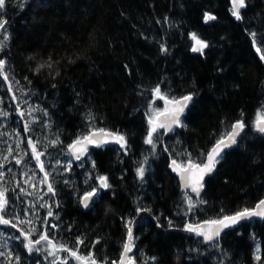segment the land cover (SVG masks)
<instances>
[{"label": "trees", "instance_id": "trees-1", "mask_svg": "<svg viewBox=\"0 0 264 264\" xmlns=\"http://www.w3.org/2000/svg\"><path fill=\"white\" fill-rule=\"evenodd\" d=\"M231 7V0H6L0 10L6 21L0 59L8 77L0 76V113H7L0 115V192L8 203L0 216L11 223L0 224V264H52L46 242L31 253L24 248L17 229L32 228L29 239L46 233L78 255L119 261L125 221L133 217L130 255L137 264H264V219L212 242L185 230L264 199V134L254 128L264 105V43L254 46L251 36L264 41V0H246L241 20ZM205 13L216 19L205 23ZM190 33L208 43L203 55L191 51ZM157 84L169 98L195 95L183 126L169 134L160 129L153 151L144 140ZM154 107L163 110L162 100ZM237 120L245 128L200 197L182 191L172 160L187 162L190 154L205 161ZM100 128L123 134L127 150L105 145L73 162L67 146ZM30 139L43 153L39 163ZM142 163L143 181L136 176ZM98 176H107L111 187L100 188ZM93 187L99 195L84 208L81 198ZM185 193L204 203L189 212ZM138 207L150 211L137 215ZM57 256L56 264H79L67 252Z\"/></svg>", "mask_w": 264, "mask_h": 264}, {"label": "snow or ice", "instance_id": "snow-or-ice-1", "mask_svg": "<svg viewBox=\"0 0 264 264\" xmlns=\"http://www.w3.org/2000/svg\"><path fill=\"white\" fill-rule=\"evenodd\" d=\"M232 7L230 9L231 14L235 17L236 20H241L243 17L241 15V9L246 7V0H231ZM6 6V0H0V10H3ZM216 17L210 15L208 13L204 14V21L207 23L208 21L215 20ZM6 25V21L0 18V29H4ZM190 39L193 41L191 51L192 52H199L203 55L204 49L207 48L209 45L206 41L200 39L196 33L189 34ZM253 37V44L254 46L259 43H264V41L257 40L256 34L251 33ZM8 37L5 36L4 39L6 40ZM162 51H167L166 48L161 46ZM257 52H260V48H256ZM261 59L264 60V55H261ZM5 60L0 59V76H3L5 80L8 79L7 75H5ZM43 67V66H41ZM11 91V88H9ZM153 100L149 102V113H148V124L149 128L144 140L145 144L151 145L153 151H155L156 141L159 139V130L163 129L164 133H169L173 131V127H181L183 126V121L181 119L182 115L184 114L185 110L189 107L190 104L194 102V95L195 94H188L184 95L179 99L175 97L169 98L165 93L161 91V87L159 84L155 86L152 90ZM15 99V97H13ZM156 100H163L165 103V107L163 110L154 107ZM171 106V107H169ZM261 109H264V105L261 106ZM258 109L256 112V118L254 121V128L255 131L264 134V111ZM0 115H7V113H0ZM243 115V113H241ZM245 128V123L243 120H237L235 123L231 125V131L227 132L226 134L222 135L219 140H217L216 144L211 148V150L206 154V160L204 161H194L189 154L187 162L178 163L177 160L173 159L171 162L170 167L174 172H176L180 178L182 187L185 189L190 188L191 192L195 193L197 197H200L201 190L204 187V178L206 175L211 174L216 165L219 163L220 159H222L223 150L225 148H229L232 145L237 144L238 137L241 135L242 131ZM25 131H28L27 124L25 125ZM109 142H115L120 145V148L127 150L128 141L123 134L118 132H111L104 128L96 129L90 131L88 134L78 136L71 144H69L68 150L71 156L75 160H81L82 157H85L86 153L88 152V146L93 145L95 147H102ZM29 145L33 148L34 158L39 163L40 156L43 155L41 152H37L33 141L29 140ZM52 144L58 143V139L51 141ZM167 151V149H165ZM147 162V157L145 158L144 163ZM17 164L20 163V160L16 161ZM59 164L60 162L57 161ZM68 167H71V162H69ZM93 167H95V163L93 162ZM41 170L43 171V166L41 165ZM145 167L143 163L141 166L137 167L136 169V176L141 181H143L145 176ZM2 176V173H0ZM99 187L102 189H108L111 185L108 183L107 176H98L96 177ZM43 182H47V175L45 176V180ZM48 191L53 192L52 186L48 185ZM99 195L98 189L93 187L91 191H88L84 194L81 198L82 205L87 208L89 206L90 201L93 200L94 197ZM185 202L188 206V211L191 212L195 209L196 203H204L202 200H197L196 203L193 202V199L185 193ZM8 201L4 198V193L0 192V212H4ZM43 206V205H41ZM150 211V209L146 208H137L136 213L139 215L141 212ZM48 216H53V212L49 210ZM261 217L264 218V199L260 200L254 209L251 208H244L235 212L232 215H224L217 219L206 220L203 222L202 225L197 224H186L185 230L188 232L195 233L197 236H202L203 240L206 242H212L215 238L220 236V233L223 229L235 227L240 222L250 219L251 217ZM20 223H24V221H19ZM11 222L7 219H4L3 216H0V224L8 225ZM31 223V221H29ZM45 223H47V219L45 218ZM134 224L135 218H130L125 221V228L127 230L126 235L127 239L122 244V251L119 257V261L112 260L110 264H137L136 259L130 253L133 252L134 248ZM172 222L169 221V225L171 226ZM208 226L207 231H205L204 226ZM13 228H16V224H11ZM52 227H57L56 225H52ZM157 227H162V225L157 224ZM20 231V235L27 240L23 246L29 252H33L36 249V245H40L41 242H46L48 245L47 255L53 257L52 264H56V260L60 259L57 256V252L64 251L67 252L71 257H74L79 264H105L103 260L97 261L94 255L89 252L87 256L78 255L77 251L71 250L67 245L60 244L57 246L53 243L49 236L46 233H41L38 239L32 240L29 239V236L32 233H35L37 230L32 228L29 233L25 234L22 230L17 229ZM19 239V237H16ZM84 241L77 237V244H83ZM99 243V241H94L93 246ZM257 253L259 252V248L256 249ZM5 253L0 252V256H4ZM8 259H11V253L8 254ZM19 256L16 257V260L19 261ZM256 260H260L261 257L259 255L255 256ZM61 264H64V261H61Z\"/></svg>", "mask_w": 264, "mask_h": 264}, {"label": "water", "instance_id": "water-1", "mask_svg": "<svg viewBox=\"0 0 264 264\" xmlns=\"http://www.w3.org/2000/svg\"><path fill=\"white\" fill-rule=\"evenodd\" d=\"M231 6H232V4H231ZM212 21V20H211ZM208 22H210V21H208ZM0 32H1V29H0ZM260 59H261V56L259 57ZM162 102H163V106L165 107V103H164V101L162 100ZM169 107H171V106H169ZM187 110V109H186ZM186 110H185V112H186ZM184 112V113H185ZM184 115V114H183ZM183 115H182V117H183ZM182 117H181V119H182ZM178 127H173V129H177ZM170 133V132H169ZM169 133H166V134H169ZM106 146H110V145H117V146H120L119 144H117V143H115V142H109V143H107V144H105ZM104 145V146H105ZM234 145H232L231 147H229V148H225L224 150H223V152L224 151H227V150H229V149H231L232 147H233ZM94 148H98V147H95V146H93V145H89L88 146V150L89 149H94ZM68 153H69V150H68ZM69 155H70V157H71V159H72V161L73 162H76L77 160H75L72 156H71V154L69 153ZM205 163L207 162V160L205 159V161H204ZM172 169V168H171ZM174 172V171H173ZM214 172V171H213ZM213 172L211 173V174H209V175H206L205 176V178H204V181H203V183L205 182V180L207 179V178H209L212 174H213ZM174 174H175V176L177 177V179H178V182H179V185H180V188H181V190L182 191H184V192H189L190 194H192L193 196H196V194L195 193H193V192H191V189L190 188H188V189H185V188H183L182 187V184H181V181H180V178H179V176H178V174L176 173V172H174ZM45 180V179H44ZM45 185H46V187L48 188V185H47V183H45ZM202 192H203V189L201 190V193H200V195L202 194ZM197 197V196H196ZM83 206V205H82ZM256 206V205H255ZM255 206L252 208V209H254L255 208ZM84 207V206H83ZM85 208V207H84ZM261 219H264V218H261V217H258V216H255V217H251L250 219H246V220H244V221H242V222H240L237 226H239L240 224H242V223H247V222H250V221H252V220H261ZM200 225H202L203 224V222H201V223H199ZM236 227V226H235ZM207 228H208V226H204V229H205V231H207ZM232 228H234V227H230V228H226V229H223L222 231H221V233L222 232H224V231H227V230H230V229H232ZM220 233V234H221ZM202 237V236H201ZM203 238V237H202ZM216 239V238H215ZM206 242V241H205Z\"/></svg>", "mask_w": 264, "mask_h": 264}, {"label": "rangeland", "instance_id": "rangeland-1", "mask_svg": "<svg viewBox=\"0 0 264 264\" xmlns=\"http://www.w3.org/2000/svg\"><path fill=\"white\" fill-rule=\"evenodd\" d=\"M162 110V109H161Z\"/></svg>", "mask_w": 264, "mask_h": 264}]
</instances>
